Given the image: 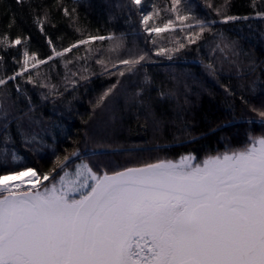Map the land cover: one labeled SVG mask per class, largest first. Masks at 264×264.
Listing matches in <instances>:
<instances>
[{
    "label": "trees",
    "instance_id": "1",
    "mask_svg": "<svg viewBox=\"0 0 264 264\" xmlns=\"http://www.w3.org/2000/svg\"><path fill=\"white\" fill-rule=\"evenodd\" d=\"M224 2L186 0L196 17L217 23L191 44L183 39L188 30L180 31L182 25L177 22L175 31L153 33L154 46L140 22L141 12L151 11L155 3L161 10L156 24L162 26L169 15L164 9L171 0H142V8L131 0H79L76 4L73 0H28L20 5L16 0H0V36H20L22 41L30 37L26 45L0 46L4 57L0 75L5 77L18 69L13 57L20 59L24 46L40 59L51 54L45 34L33 21V8L39 15L47 11L45 32L58 48L89 35L114 37L81 45L64 60L39 65L32 70V84L18 77L0 87V111L8 112L7 132L0 128V165L46 172L57 156L79 148L92 164L121 168L157 159L177 160L189 152L202 160L243 146L249 133L258 135L264 130L240 99L243 95L256 107L264 104V18L255 16L264 9V0H255V7L252 0H229L227 9ZM209 3L220 7L221 13L250 18L221 24L220 16L207 7ZM63 6L70 11L76 8L73 18L64 16ZM13 16L16 22L9 28ZM178 41L185 47L174 52L171 60L154 54L157 47H179ZM225 43L230 47L221 52L216 46ZM142 50L152 53L151 60L119 76L113 65L130 51ZM97 59L104 64L96 63ZM66 60L71 63L65 65ZM146 76L150 83L145 82ZM17 84L22 91L16 90ZM113 84L116 87L97 106Z\"/></svg>",
    "mask_w": 264,
    "mask_h": 264
},
{
    "label": "snow or ice",
    "instance_id": "2",
    "mask_svg": "<svg viewBox=\"0 0 264 264\" xmlns=\"http://www.w3.org/2000/svg\"><path fill=\"white\" fill-rule=\"evenodd\" d=\"M26 2L16 0L18 5ZM131 2L142 8V0ZM252 3L255 7V0ZM228 4L225 0L223 7L227 9ZM207 7L220 16L221 24L250 18L221 13L220 7L210 3ZM151 8L141 12L140 22L154 46L153 33L159 36L175 31L177 22L182 25L180 31L188 30L183 39L191 44L217 23L215 19L196 17L186 0H171L164 9L169 15L162 26H157L161 10L155 3ZM62 11L71 19L77 10L63 6ZM32 12L51 54L40 59L24 46L21 58L13 57L18 69L11 76L0 75V87L18 77L32 84V70L39 65L64 60L81 45L114 39L112 34L89 35L58 48L45 32L47 11L39 15L33 8ZM255 16L264 18V9L256 11ZM15 22L13 16L8 27ZM28 39L5 34L0 36V46H22ZM178 44L176 48L157 47L154 54L171 60L174 52L185 47L182 41ZM216 47L224 52L230 45ZM151 57L146 50L130 51L113 67L124 76L125 71L144 67L142 62ZM3 61L0 56V63ZM68 63L71 61L66 60L65 65ZM96 63L103 65L104 61L97 59ZM145 82L150 83L147 76ZM115 87L113 84L103 93L97 106ZM16 90L22 91L19 84ZM225 91L235 95L228 88ZM142 92L143 88L137 95ZM164 95L160 93L161 98ZM240 99L264 129V104L256 107L243 95ZM0 117V128L7 132V110L0 111ZM252 122L255 125L256 120ZM86 156L77 148L62 158L57 156L46 172L0 165L4 169L0 172V264H264V130L258 135L249 133L239 148L206 155L202 160L189 152L177 160L157 159L109 168L90 163ZM12 158L18 159L15 155ZM70 165H74L72 172L68 170Z\"/></svg>",
    "mask_w": 264,
    "mask_h": 264
},
{
    "label": "rangeland",
    "instance_id": "3",
    "mask_svg": "<svg viewBox=\"0 0 264 264\" xmlns=\"http://www.w3.org/2000/svg\"><path fill=\"white\" fill-rule=\"evenodd\" d=\"M68 170H69V172H72V171H74V166H72V167H71V168H69ZM13 183H15V181H13Z\"/></svg>",
    "mask_w": 264,
    "mask_h": 264
},
{
    "label": "bare ground",
    "instance_id": "4",
    "mask_svg": "<svg viewBox=\"0 0 264 264\" xmlns=\"http://www.w3.org/2000/svg\"><path fill=\"white\" fill-rule=\"evenodd\" d=\"M23 179L27 180V177H24ZM15 183H16V181H15Z\"/></svg>",
    "mask_w": 264,
    "mask_h": 264
},
{
    "label": "water",
    "instance_id": "5",
    "mask_svg": "<svg viewBox=\"0 0 264 264\" xmlns=\"http://www.w3.org/2000/svg\"><path fill=\"white\" fill-rule=\"evenodd\" d=\"M74 160V159H73Z\"/></svg>",
    "mask_w": 264,
    "mask_h": 264
}]
</instances>
